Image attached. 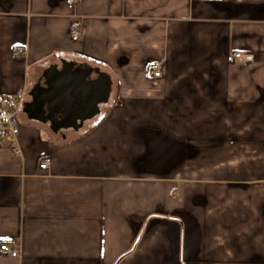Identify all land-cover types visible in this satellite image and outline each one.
Returning a JSON list of instances; mask_svg holds the SVG:
<instances>
[{
    "label": "crops",
    "instance_id": "crops-1",
    "mask_svg": "<svg viewBox=\"0 0 264 264\" xmlns=\"http://www.w3.org/2000/svg\"><path fill=\"white\" fill-rule=\"evenodd\" d=\"M65 66L108 78L79 131L39 120ZM4 94L0 264H264V0H0Z\"/></svg>",
    "mask_w": 264,
    "mask_h": 264
},
{
    "label": "built area",
    "instance_id": "built-area-1",
    "mask_svg": "<svg viewBox=\"0 0 264 264\" xmlns=\"http://www.w3.org/2000/svg\"><path fill=\"white\" fill-rule=\"evenodd\" d=\"M74 36L80 35V30L73 31ZM232 56L239 60H247L248 55L240 52H233ZM150 74L153 77H159L160 71L158 69H151ZM18 96H22L21 92L16 93ZM18 109L19 101L16 100L13 95L4 94L0 95V146L12 142L18 135ZM50 159L43 157L39 161V168L44 170L48 167ZM0 254L10 257H18V249L11 247L7 243L0 244Z\"/></svg>",
    "mask_w": 264,
    "mask_h": 264
},
{
    "label": "flooded vegetation",
    "instance_id": "flooded-vegetation-1",
    "mask_svg": "<svg viewBox=\"0 0 264 264\" xmlns=\"http://www.w3.org/2000/svg\"><path fill=\"white\" fill-rule=\"evenodd\" d=\"M62 75V76H61ZM57 76H61V80H58L59 78L57 77V83H60L62 85H64L65 87H67L65 85V83H67V85L69 83V85H72L73 82L75 81H81L83 83H86L87 85V89L91 88L93 85H95L96 83H94L93 81L90 80V78L92 80H94V78L92 76H95V78L97 76H100V74H94V71L91 70V71H87L85 73L83 72H79L78 70L76 69H73L71 68V70H68L66 67H64L63 69H60L57 71ZM60 81V82H59ZM69 87V86H68ZM106 98V94L105 93H101L100 95L98 96H92L90 98L89 101L87 102H83V106L85 107V109L83 110H78V111H75V112H72L71 113V116L75 118V121L74 120H65V119H62L60 121H56L54 120L52 122V126L53 127H57V126H64V125H67L66 127H60L58 128L57 130L58 131H71V130H76V131H79V129H81L86 123L92 121L94 119V117L97 115H92L90 117V115L96 110L95 109V104L96 106H98L100 108V106H103V100ZM94 105V108H92L91 111H89L91 109V106ZM95 109V110H94ZM40 115L41 117L39 118L40 121H43V122H46V123H50L51 125V122L47 120V118H49L50 114L47 112L46 114L40 112ZM59 115H61L60 112H56L55 113V116L56 117H60Z\"/></svg>",
    "mask_w": 264,
    "mask_h": 264
},
{
    "label": "water",
    "instance_id": "water-1",
    "mask_svg": "<svg viewBox=\"0 0 264 264\" xmlns=\"http://www.w3.org/2000/svg\"><path fill=\"white\" fill-rule=\"evenodd\" d=\"M68 70H71V67H67V66H65ZM57 71L58 70H56L55 69V71H54V73H55V76H47V73H45V77H46V80H47V82H48V85H50V89L51 90H47V95H49L50 96V94H51V91L53 90V91H55L54 93H57V95H59L58 97H56V98H53L54 99V101L53 102H51V107L49 106L48 107V113L50 114V116H49V118H47V120L48 121H50L51 122V127H52V129L54 130V131H56L58 128H60V127H66L67 125H64V126H57V127H53L52 126V122L54 121V120H56V121H60V120H62V119H65V120H74L75 121V118L74 117H72L71 116V113L72 112H75V111H78L79 109L77 108V106H76V103L77 102H79V106H80V108H82V109H85V107L83 106V102H87V101H89L90 100V98L92 97V96H94V94L92 95V94H90V93H88V89H87V85H86V83H84L83 85H84V88L83 87H81V86H79L80 87V89H78V94H77V96L80 98V99H78V97L77 96H75L74 95V97H72V98H70V97H68V92L67 91H65V93H63V91H61V92H59V88L58 87H55L56 86V81H57ZM62 76V75H61ZM61 76H59L58 78V80H61ZM101 79H103V81H105V88H106V95H108V92H109V86L107 85L108 84V78L106 77V76H104V75H102V76H99L98 77V80H101ZM60 82V81H59ZM81 81H76V83H74V85H76L77 86V84H79ZM95 83V82H94ZM54 84H55V86H54ZM60 84V83H59ZM65 85L67 86V88H68V85H67V83H65ZM64 86V85H63ZM75 86V89L76 88H78V86L76 87ZM65 87V86H64ZM48 89H49V87H48ZM48 100V99H47ZM104 100H106V98L104 99ZM65 102V103H64ZM92 108H94V105H92L91 106V109L89 110V111H91L92 110ZM96 109V110H95ZM95 111L90 115V117L92 116V115H95L96 113H98V109H97V106H96V104H95ZM56 112H60L61 113V115H60V117H56L55 116V113Z\"/></svg>",
    "mask_w": 264,
    "mask_h": 264
}]
</instances>
